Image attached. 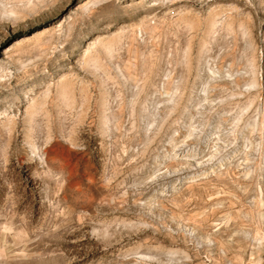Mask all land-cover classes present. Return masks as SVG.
<instances>
[{
    "label": "rangeland",
    "instance_id": "1",
    "mask_svg": "<svg viewBox=\"0 0 264 264\" xmlns=\"http://www.w3.org/2000/svg\"><path fill=\"white\" fill-rule=\"evenodd\" d=\"M0 264H264V0H0Z\"/></svg>",
    "mask_w": 264,
    "mask_h": 264
}]
</instances>
